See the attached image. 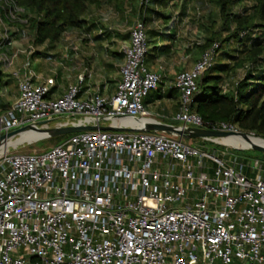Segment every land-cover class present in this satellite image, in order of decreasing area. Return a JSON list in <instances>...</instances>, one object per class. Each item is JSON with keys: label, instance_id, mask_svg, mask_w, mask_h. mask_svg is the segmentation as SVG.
Returning a JSON list of instances; mask_svg holds the SVG:
<instances>
[{"label": "built area", "instance_id": "obj_1", "mask_svg": "<svg viewBox=\"0 0 264 264\" xmlns=\"http://www.w3.org/2000/svg\"><path fill=\"white\" fill-rule=\"evenodd\" d=\"M4 1L0 63L12 71L19 96L0 114V136L26 126L125 130L73 133L38 152L0 148V264H264V162L231 161L192 139L137 130L161 121L144 103L162 82L145 62L144 21H135L120 47L113 95L81 98L82 74L52 98V83L36 82L31 37L25 47L15 44L19 27L28 29L25 10ZM218 47L175 78L181 102L174 120L184 128H205L191 106ZM20 55L25 61L17 66ZM132 119L144 121L124 123ZM212 129L240 131L226 123Z\"/></svg>", "mask_w": 264, "mask_h": 264}, {"label": "trees", "instance_id": "obj_2", "mask_svg": "<svg viewBox=\"0 0 264 264\" xmlns=\"http://www.w3.org/2000/svg\"><path fill=\"white\" fill-rule=\"evenodd\" d=\"M12 1L25 10L23 16L27 18L31 39L37 48L33 57L37 54H46L68 31L82 28L85 23L84 17L90 14L92 9L98 10L103 6H109L123 13L128 4L135 2ZM191 1L201 3L205 0H140L139 18L144 21L146 27L148 46L145 62L169 51L174 36L168 33L171 24L182 19L187 3ZM208 1L218 9L217 19L213 21V28L210 29V37L203 42L195 43L192 49L187 48V51L191 52L195 48L202 57L204 51L214 43H219V47L216 49L213 65L199 78L198 92L193 97L191 108L203 119L205 128H216L222 123L232 124L240 131L264 138V0ZM249 1H253V4L247 5L246 2ZM5 6V1L0 0V14L3 18L5 10L2 7ZM238 6L241 8L238 9ZM101 16L104 19L105 16L103 14ZM102 23L98 22L100 28ZM102 25L105 33L111 31ZM82 32L90 35L88 29ZM160 42L163 44L159 46ZM220 53L224 55L222 60L218 59ZM241 71L244 74L239 76ZM169 123L181 125L176 120ZM57 139L59 140L57 144L62 143L63 137ZM192 140L209 145L213 148L209 151L216 152L218 145L213 142L203 138ZM238 155L240 157L234 161L245 163L244 155Z\"/></svg>", "mask_w": 264, "mask_h": 264}, {"label": "crops", "instance_id": "obj_3", "mask_svg": "<svg viewBox=\"0 0 264 264\" xmlns=\"http://www.w3.org/2000/svg\"><path fill=\"white\" fill-rule=\"evenodd\" d=\"M104 7L98 10L92 9L91 13L84 17L83 27L68 31L46 55L37 54L33 57L32 66L39 76L36 82L52 83L50 97H61L70 85L78 82L82 74L86 77L81 98H86L92 93H100L103 96H111L115 93L121 78L120 67L123 63V55L119 52L120 48L118 49L120 54H117L119 47L115 43L119 41L117 27L111 24V19L104 21L101 16ZM98 22H103L102 24L111 31L105 33L104 26L101 24L102 28H100ZM181 24L180 21H173L171 24V30L168 33L174 36L169 51L146 61L151 71L162 76V82L158 88L150 91L144 99L146 110L151 117L161 121L165 119L167 123L174 121L180 108L181 92L175 87L176 76L181 71L192 69L201 58L200 54H196L195 48L191 52L187 51V48L192 49L194 44L191 43L187 47L184 45L187 37L183 30L185 26ZM85 29L90 31V35L82 32ZM15 36L18 39V34ZM15 41L16 46L25 47L19 39ZM119 42L122 45L129 44L130 36ZM162 44L160 42L159 46ZM190 56L191 60L188 62L181 61ZM24 61L25 56L20 55L16 65L20 66ZM18 96L16 78L10 69L0 63V114L9 109Z\"/></svg>", "mask_w": 264, "mask_h": 264}, {"label": "rangeland", "instance_id": "obj_4", "mask_svg": "<svg viewBox=\"0 0 264 264\" xmlns=\"http://www.w3.org/2000/svg\"><path fill=\"white\" fill-rule=\"evenodd\" d=\"M132 1H135L134 4H128L123 13L119 12L115 9H111L109 6H105L101 12L103 14V16L112 20V22H111L112 25L117 27L116 31L118 30L117 35H119L117 37V39L119 41L120 40L124 41V40L129 38L131 28H132L133 24L135 23V21L139 18L140 0H138V2L136 0H132ZM246 4L252 5L253 1L246 2ZM186 8L187 9L185 10V14L182 16V19L180 20V22H182L181 25L184 24V26H185L183 30L186 33L187 40H186L184 45L187 47L191 43L195 44L197 42H203L207 38L210 37V29L213 28V25H212L213 21L217 19L218 9L214 4H212L208 0H205L204 2H201V3L198 1H191L190 3H187ZM239 8H241V7L238 6V9ZM177 11H178V13L180 12V6H178ZM23 30H24V28L19 27V30L16 32L15 35L18 34L19 41L26 45L28 42V39L31 37V35L28 33L29 32L28 29H27L28 31L26 30L27 33L23 32ZM15 39L18 40L17 36H15ZM119 41H117V42L115 41V43L117 45H119V47L117 48V54L118 55L120 54L119 53L120 51L118 52V49L122 45ZM41 49H43V48H41ZM196 52H197L196 54H200L198 50ZM44 55H46V54H44ZM223 56L220 53L218 56L219 57L218 59H220V60L224 59ZM49 57H51V56H49ZM189 60H191V56L187 57V59L185 58L181 61L188 62ZM55 71H56V69H55ZM243 74H244V72L241 71L239 76L240 75L242 76ZM162 121H165V119H162ZM52 125H53V123H52ZM22 134L12 138L11 140L18 139ZM250 135L255 136L252 133H250ZM57 137H63L62 140L65 141L69 137V134H65V135H61V136H55V137H42V138H38L32 142H23V143H19L16 145H10L8 147L7 151L19 152V153L20 152L21 153L38 152V151L45 150L47 148H50V147L57 145V142H59ZM199 139H201V138H199ZM186 140L190 141L188 139H186ZM207 141H208V139H207ZM209 141L218 145L216 148V152L224 155V157L228 160L234 161L236 158L240 157V155H238V154H241V155H244V157L242 156L243 159L245 158V160L248 162L251 161L252 159H259L262 162H264V152L263 151L255 150L252 148H248V149L235 148L233 146L225 145L218 140H209ZM191 142L194 145H196L198 147H204L207 150L213 149L209 145L208 146L202 145V142H200V141L198 142L197 140H191Z\"/></svg>", "mask_w": 264, "mask_h": 264}, {"label": "water", "instance_id": "obj_5", "mask_svg": "<svg viewBox=\"0 0 264 264\" xmlns=\"http://www.w3.org/2000/svg\"><path fill=\"white\" fill-rule=\"evenodd\" d=\"M143 124H144V127L137 129V130H143L147 132H151V131L152 132H164L167 134L176 135L178 137L186 138V139L206 138L210 140H217V138H223V137L232 136V135H241L249 139V136H250V133H246L243 131L230 132V131H222V130L199 128V127L184 128L180 125L167 123V122H161V121H152V122L146 121ZM28 129H34L38 133H41L42 137H55V136H61L65 134H73V133L86 131V130H98V129L99 130H112V131L125 130L122 127H116L113 125H68V126L56 125L53 127H46V128L26 126V127L15 129L13 131H10L6 134L1 135L0 136V148L9 139H12L22 134ZM261 139H264V138H261ZM250 148L264 152V147L257 145V144H253Z\"/></svg>", "mask_w": 264, "mask_h": 264}, {"label": "bare ground", "instance_id": "obj_6", "mask_svg": "<svg viewBox=\"0 0 264 264\" xmlns=\"http://www.w3.org/2000/svg\"><path fill=\"white\" fill-rule=\"evenodd\" d=\"M142 121H144V119H132V120L124 121V123L138 124ZM41 137H42L41 133H38L34 129H28L27 131L23 132V134L18 139L16 140L9 139L7 142H5L4 145L1 146V150L6 151L10 145H16L23 142H32ZM217 140L225 145H229L241 149H248L253 144H257L264 147V139H261V137L253 136V135H250L249 139L241 135H232L223 138H217Z\"/></svg>", "mask_w": 264, "mask_h": 264}]
</instances>
